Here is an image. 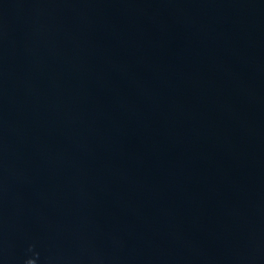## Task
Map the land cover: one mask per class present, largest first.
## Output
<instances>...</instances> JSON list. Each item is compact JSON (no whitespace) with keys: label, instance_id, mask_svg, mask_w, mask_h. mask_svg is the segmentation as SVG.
<instances>
[{"label":"water","instance_id":"water-1","mask_svg":"<svg viewBox=\"0 0 264 264\" xmlns=\"http://www.w3.org/2000/svg\"><path fill=\"white\" fill-rule=\"evenodd\" d=\"M0 264H264V0H0Z\"/></svg>","mask_w":264,"mask_h":264}]
</instances>
